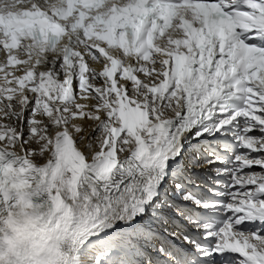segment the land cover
I'll use <instances>...</instances> for the list:
<instances>
[{"label":"snow or ice","instance_id":"obj_1","mask_svg":"<svg viewBox=\"0 0 264 264\" xmlns=\"http://www.w3.org/2000/svg\"><path fill=\"white\" fill-rule=\"evenodd\" d=\"M0 264H264V0H0Z\"/></svg>","mask_w":264,"mask_h":264}]
</instances>
